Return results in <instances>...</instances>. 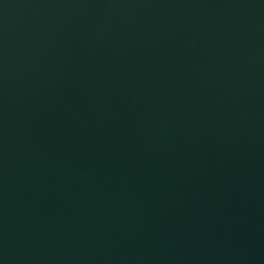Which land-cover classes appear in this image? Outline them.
I'll return each instance as SVG.
<instances>
[{"label":"water","instance_id":"95a60500","mask_svg":"<svg viewBox=\"0 0 264 264\" xmlns=\"http://www.w3.org/2000/svg\"><path fill=\"white\" fill-rule=\"evenodd\" d=\"M0 264H264V0H0Z\"/></svg>","mask_w":264,"mask_h":264}]
</instances>
